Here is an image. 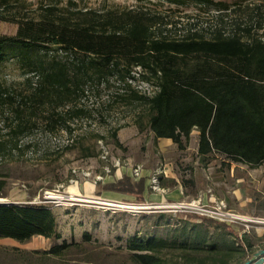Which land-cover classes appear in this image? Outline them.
<instances>
[{
  "label": "trees",
  "instance_id": "trees-1",
  "mask_svg": "<svg viewBox=\"0 0 264 264\" xmlns=\"http://www.w3.org/2000/svg\"><path fill=\"white\" fill-rule=\"evenodd\" d=\"M160 1H193L228 10L227 4L212 0ZM236 4L233 12L240 11L242 18L233 20L227 34L217 29L211 38L196 31L181 37L157 36L155 29L161 32L167 21L143 10L68 11L50 4L37 17L11 19L0 11V20L16 23L14 34H0V63L14 59L22 74L19 84L0 82V158L34 146L30 133L38 123L70 137L71 122L85 112L73 104L89 89L98 90L115 78L123 84L115 97L143 103L149 114L147 125L156 138H169L183 149L196 129L197 153L202 159L209 161L220 154L249 167L264 163V41L252 33L264 27V11L259 4L242 9ZM3 6H9L8 0H0ZM52 49L62 54L50 55ZM135 76L152 83L155 91L145 95L133 89ZM23 140L28 141L21 144ZM4 189L5 181L0 179V197ZM103 190L142 200L144 179L123 175L96 192ZM199 218L207 226L232 234L224 223ZM175 230L165 238L151 233L128 237L126 249L133 262L230 264L244 259L252 249L247 240L244 247L232 242L222 245L185 225ZM34 235L53 242L45 250L31 251L42 258L61 255L77 244L66 239L56 243L61 235L50 205L0 203V238L23 242ZM83 236L89 238L86 232ZM171 247L185 252L182 259L160 254Z\"/></svg>",
  "mask_w": 264,
  "mask_h": 264
},
{
  "label": "rangeland",
  "instance_id": "rangeland-1",
  "mask_svg": "<svg viewBox=\"0 0 264 264\" xmlns=\"http://www.w3.org/2000/svg\"><path fill=\"white\" fill-rule=\"evenodd\" d=\"M212 1L227 4L228 10L193 1L170 4L160 0H8L9 6L0 7V11L11 19L37 17L40 9L50 4L68 11L92 9L120 13L143 10L158 14L167 21L161 32L155 29L157 36L181 37L196 31L204 38H211L217 29L224 34L231 31L233 20L242 18L240 11L233 12L236 3L241 9L248 4H259L264 11L262 0ZM15 30L13 20H0V34L12 35ZM263 31L264 27L252 31L253 37L264 41ZM52 54L62 52L52 49ZM135 77L131 80L133 89L145 95L155 91L152 83ZM21 81L22 74L14 59L0 63V82L16 85ZM122 88L121 82L110 78L108 84L98 90L95 87L89 89L80 96L73 107H82L85 112L71 122L73 131L70 137L61 131H49L44 124L38 123L30 133L34 146L0 158V179L5 181L4 195L0 199L50 205L61 235L56 243L62 239L77 242L61 255L42 258L30 253L49 248L53 242L48 238L34 235L23 242L0 238V264H136L126 249L128 237L149 233L171 237L181 225L200 231L210 241L222 245L233 243L227 230L201 223L199 217L202 216L198 214L159 207L132 212L105 204L111 200L126 204H159L189 200L200 192H208V200L212 194V198H224L237 212L264 216V163L249 167L220 154H214L206 161L197 153L196 129L191 130L183 149L169 138H156L147 125L146 106L139 100L121 102L115 97ZM117 161L119 165H116ZM135 165H139L141 173L148 174V177L156 167H163L165 175L160 184L164 191L155 192L149 188L144 191L142 200L127 194L111 198L104 193L106 190L97 194L103 184L116 176L127 174L131 177ZM122 170L126 174H122ZM74 186L77 192L73 191ZM176 190L182 191L180 195H168ZM227 229L231 230L230 227ZM84 232L88 239L83 236ZM160 254L167 259L180 260L185 252L171 247L163 249ZM242 260L230 264H240Z\"/></svg>",
  "mask_w": 264,
  "mask_h": 264
},
{
  "label": "built area",
  "instance_id": "built-area-1",
  "mask_svg": "<svg viewBox=\"0 0 264 264\" xmlns=\"http://www.w3.org/2000/svg\"><path fill=\"white\" fill-rule=\"evenodd\" d=\"M116 165H119L118 161ZM142 168L135 165L131 170V177L140 178ZM107 171H109L107 169ZM165 175L163 167H156L149 175V188L152 191H164L160 184V179ZM99 178V176H97ZM106 205L114 208H123L132 212H140L145 208H168L191 212L202 217L211 218L215 221L226 224L231 228V236L235 246H245V238L251 234L252 230L261 228L264 230V216H253L235 211L224 198L204 199L203 194H199L189 200L165 201L159 204H126L117 201L105 202ZM249 252V251H248ZM250 253L247 254L248 258ZM264 264V260L260 263Z\"/></svg>",
  "mask_w": 264,
  "mask_h": 264
},
{
  "label": "crops",
  "instance_id": "crops-1",
  "mask_svg": "<svg viewBox=\"0 0 264 264\" xmlns=\"http://www.w3.org/2000/svg\"><path fill=\"white\" fill-rule=\"evenodd\" d=\"M124 171L125 170H122L121 172H122V174H126V173H124ZM150 172V171H149ZM119 174H121V173H119ZM127 175V174H126ZM147 176H145L144 174H142L141 173V176H140V178H143L144 179V190H143V193H144V191H149V186H148V184H149V181H148V174H146ZM169 175V174H168ZM129 176V175H128ZM121 177V175H119V176H116V178L115 179H111V180H109V181H107L106 183H111V182H114L115 180H117V179H119ZM148 177V178H147ZM165 177H167V176H165ZM165 177H163V178H165ZM134 180H139V179H134ZM108 190H106L104 193L105 194H109L110 196H111V198H115L116 196H126V194H122V193H118V192H113V191H109V192H107ZM182 191H172V192H170L168 195L170 196V197H172V196H176V195H180L179 193H181ZM208 192H200L199 194H203V197H204V199L206 200L207 199V197H208V195L209 194H207ZM198 194V195H199ZM168 196V198H170ZM212 194H211V198H212ZM143 197H144V194H143ZM263 234H264V230L263 229H261V228H257V229H254V230H252V232H251V234L250 235H248L246 238H245V240H247V241H250L251 243H252V249L248 252V253H250V256L256 251V250H258V249H260V248H262V247H264V244H262L261 242H262V236H263ZM254 236V237H253ZM253 237V238H252ZM246 257H247V255H246ZM246 257L242 260V262L246 259ZM241 262V263H242ZM240 263V264H241Z\"/></svg>",
  "mask_w": 264,
  "mask_h": 264
},
{
  "label": "water",
  "instance_id": "water-1",
  "mask_svg": "<svg viewBox=\"0 0 264 264\" xmlns=\"http://www.w3.org/2000/svg\"><path fill=\"white\" fill-rule=\"evenodd\" d=\"M0 199V203H7ZM264 260V247L256 250L250 257L246 258L241 264H260Z\"/></svg>",
  "mask_w": 264,
  "mask_h": 264
},
{
  "label": "bare ground",
  "instance_id": "bare-ground-1",
  "mask_svg": "<svg viewBox=\"0 0 264 264\" xmlns=\"http://www.w3.org/2000/svg\"><path fill=\"white\" fill-rule=\"evenodd\" d=\"M73 191H76V192H77L78 189L74 186V187H73ZM52 196L54 197V195H52ZM111 201H112V200H111Z\"/></svg>",
  "mask_w": 264,
  "mask_h": 264
}]
</instances>
